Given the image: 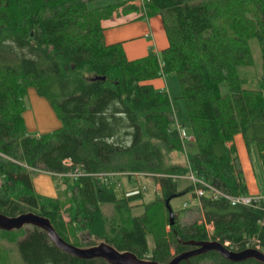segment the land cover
I'll return each mask as SVG.
<instances>
[{
	"label": "trees",
	"instance_id": "trees-1",
	"mask_svg": "<svg viewBox=\"0 0 264 264\" xmlns=\"http://www.w3.org/2000/svg\"><path fill=\"white\" fill-rule=\"evenodd\" d=\"M129 1L0 0V213L46 216L69 243L59 200L35 194L27 168L59 174L77 167L82 176L61 184L70 195V222L95 243L88 247L105 243L164 264L172 257L168 233L176 254L193 249L174 237V228L182 240L264 253L262 206L197 197L199 184L179 188L192 173L222 194L247 196L232 143L237 134L247 148L256 146L264 166V0H143L144 8ZM118 9L144 19L159 16L168 47L129 61L120 44L106 45L100 23ZM251 40L260 49L259 65ZM168 74L177 76L196 147L186 165L172 163L184 141L170 98L149 84ZM29 88L47 100L59 129L26 133ZM137 175L159 187L148 203L141 191L128 195L118 187L120 176L131 183ZM189 194L200 205L199 219L181 225L173 213L170 225L166 201L171 208L174 198ZM138 201L142 213L135 215L132 203ZM20 231H0V264H10L3 242ZM23 234L12 242L18 264V257L23 264H106L60 251L38 228ZM179 264L259 263H232L211 251Z\"/></svg>",
	"mask_w": 264,
	"mask_h": 264
},
{
	"label": "rangeland",
	"instance_id": "rangeland-1",
	"mask_svg": "<svg viewBox=\"0 0 264 264\" xmlns=\"http://www.w3.org/2000/svg\"><path fill=\"white\" fill-rule=\"evenodd\" d=\"M147 19V18H146ZM250 48L252 51V55L256 61V63L260 64V49L255 40H251L249 42ZM245 73H251V70H245ZM161 79V78H160ZM164 85L165 92H167L171 105L172 110L174 113L175 123L177 124L178 129H183L185 132L189 131V118L185 108L184 101L181 98V90L178 83L177 76L175 74H168L162 80H160ZM24 116V124L26 133L29 135H36L40 136L43 134H48L54 131L55 129L59 128V120L54 115V111L52 110L51 106L47 102L45 98H42L37 95L34 88H29L27 90L26 96V109L23 113ZM61 125V123H60ZM243 143L244 138L240 134ZM185 148L186 152H189V144L187 142H183V151L178 154L177 156L173 155L172 163H185ZM196 148V147H195ZM25 166V165H24ZM26 167V166H25ZM31 173L32 184L34 188L35 194L41 196L43 198H51V199H58L61 204V216L63 221L66 224V230L69 243L72 245L79 246L80 248H89L88 245H92L94 243L93 239L88 235L87 231H80L76 227V225L70 222L68 208L70 206V195L66 192L65 186L61 184V175L65 173H48L43 171H38L36 169L27 168ZM74 169H77L74 168ZM79 170V169H78ZM80 171V170H79ZM81 172V171H80ZM146 175H141L140 177L136 176L135 179L128 183L126 178L123 176L119 177L118 187L122 188L124 193L134 194L137 191H141L144 196L145 203L150 202L154 197L159 193V188L154 183V181L149 177H144ZM192 184L188 180H182L179 182V188L186 185ZM258 193V192H257ZM192 199V203H190L189 207L186 209L183 208V204L189 202V199ZM196 203V199L192 197V195H182L177 198H174L171 203V209L174 215H176V219L178 220L179 224L181 225H188L195 220H198L200 215L198 213V209H195L196 205H192ZM142 206L141 201L132 203V213L135 215L142 213ZM106 209V210H105ZM104 212L106 214L112 213V206L106 207ZM32 227H25L21 232H15V236L13 240H6L3 242V246L8 251V256L10 257V264H18V260L16 259V255L13 250L12 242L16 240H20L23 237L24 231H29ZM166 232H169V227L165 228ZM168 239L171 243V255H176V251L174 249V244L171 235L168 233ZM149 246H151V238L148 237ZM95 244V243H94ZM98 244V243H97ZM18 254V253H17ZM19 261L21 264L22 261Z\"/></svg>",
	"mask_w": 264,
	"mask_h": 264
},
{
	"label": "crops",
	"instance_id": "crops-1",
	"mask_svg": "<svg viewBox=\"0 0 264 264\" xmlns=\"http://www.w3.org/2000/svg\"><path fill=\"white\" fill-rule=\"evenodd\" d=\"M127 4L137 7L133 1H129ZM100 25L103 30L104 43L106 45L120 44L129 61L142 59L151 53L159 55L168 47L159 16L144 19L138 11L123 14L121 9H118L109 19L101 21ZM160 80L162 78L150 81L149 84L157 90L165 91ZM60 126L59 122V128ZM186 134L190 137V140L186 141L190 147L189 152L195 153L196 148L193 145L192 136L189 131H186ZM232 143L237 151L247 196H256L264 189V166L259 159L257 148L254 144L247 148L240 134L234 136ZM188 154L190 153L186 152L185 148V165ZM157 188L159 187L157 186ZM189 201L192 203L191 198ZM192 205H196L195 209L200 206L197 200ZM261 206L264 209V200L260 203L259 207ZM207 229L212 231L211 226H207Z\"/></svg>",
	"mask_w": 264,
	"mask_h": 264
},
{
	"label": "water",
	"instance_id": "water-1",
	"mask_svg": "<svg viewBox=\"0 0 264 264\" xmlns=\"http://www.w3.org/2000/svg\"><path fill=\"white\" fill-rule=\"evenodd\" d=\"M104 80V78L102 79ZM169 224L174 223L173 212L169 207V200L166 201ZM35 227L44 231L51 243L60 251L69 254L74 258L81 260L101 259L106 264H160L151 260H141L129 252H118L113 247L99 243L89 248H79L65 242L55 232L53 226L46 216L31 212L23 213L15 217H7L0 213V231L12 232L19 231L25 227ZM174 237L184 244L190 245L193 249L185 251L169 258L164 264H179L187 261L189 258L203 255L207 252H216L223 259L232 263H242L248 260H254L259 264H264V253L255 248H247L239 252L227 249L223 244L216 241L194 242L190 239L182 240L177 236L173 228Z\"/></svg>",
	"mask_w": 264,
	"mask_h": 264
},
{
	"label": "built area",
	"instance_id": "built-area-1",
	"mask_svg": "<svg viewBox=\"0 0 264 264\" xmlns=\"http://www.w3.org/2000/svg\"><path fill=\"white\" fill-rule=\"evenodd\" d=\"M144 2L143 0H133V4H136V6H139L141 8H144ZM144 12V10H143ZM178 128V127H177ZM180 131V139L182 141H189L190 137L186 134V132L183 129H179ZM61 179L64 178H78L79 176H82V173L78 169H74L73 171L67 172L65 174H60ZM140 176V175H137ZM184 179L190 181L193 185L199 184L202 187L197 189L195 191V194L197 197H202L205 195H208L211 199H216L218 197H223L226 200L229 201L231 205H243L247 207H259L260 203L264 200V189L260 191V193L256 196H228L226 194H222L221 192L217 191L213 187H210L203 183L200 180H197L192 173H189L187 176L184 177ZM189 202L183 204V208L189 207ZM256 242L253 240L251 243ZM250 248V246L248 247Z\"/></svg>",
	"mask_w": 264,
	"mask_h": 264
}]
</instances>
